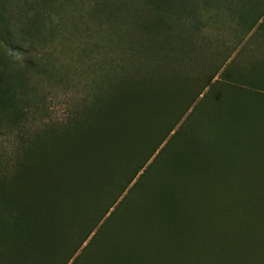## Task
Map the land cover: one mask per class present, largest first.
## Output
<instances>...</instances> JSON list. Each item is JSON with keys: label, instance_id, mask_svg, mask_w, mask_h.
I'll list each match as a JSON object with an SVG mask.
<instances>
[{"label": "rangeland", "instance_id": "1", "mask_svg": "<svg viewBox=\"0 0 264 264\" xmlns=\"http://www.w3.org/2000/svg\"><path fill=\"white\" fill-rule=\"evenodd\" d=\"M138 84L181 116L175 143L204 119L205 175L227 167L204 191L212 205L186 212L191 239L161 261L125 246L114 206L91 230L83 217L55 231L43 197L52 159L104 98ZM120 242L142 264H264V0H0V264H116Z\"/></svg>", "mask_w": 264, "mask_h": 264}, {"label": "trees", "instance_id": "2", "mask_svg": "<svg viewBox=\"0 0 264 264\" xmlns=\"http://www.w3.org/2000/svg\"><path fill=\"white\" fill-rule=\"evenodd\" d=\"M134 86L132 89H120L115 96L106 100L104 98L93 121L75 135L68 148L60 150L52 159L55 175L43 197L50 211L49 225L55 231L66 223L81 227L85 223L81 220L83 217L90 222L91 230L96 221L92 212L102 209L104 215L114 206L113 211L117 208L125 215L120 217L123 220L116 218L129 225L126 232L132 244L129 241L125 246L133 245V248L135 245L137 249L147 246L152 256L161 261L168 249L179 246L180 241L183 243V240L191 239L190 234L194 230L191 231L190 226L184 227L189 219L188 214L191 210L195 214L199 199L205 204L201 205L202 209L212 205L209 203L210 195L204 191L212 187L208 185L223 183L219 171L227 167L221 164L220 168L219 165L213 178L202 170L207 165L215 166L208 162L207 155L200 148L202 142L198 130L204 119L195 127L191 140L177 144V130L168 134L181 116L178 114L177 119H173L174 110L165 107L167 105L161 96L149 92L143 85ZM214 121L211 122L218 125V121ZM212 128L208 127L214 132ZM166 137L168 139L146 164ZM220 137L219 133L215 141H219ZM212 145L209 142L208 146L214 150L219 148ZM140 169L141 173L128 191L116 202ZM230 180L234 184L235 178ZM227 197L233 198L230 195ZM51 199L55 202L53 207L49 201ZM122 246L121 242L120 245L116 244L112 252L117 258L116 264H142L141 257L136 258L134 250H129L132 254L128 255L131 258L127 260L125 255L128 251L121 252L119 248L122 249ZM111 251L106 250V256Z\"/></svg>", "mask_w": 264, "mask_h": 264}]
</instances>
